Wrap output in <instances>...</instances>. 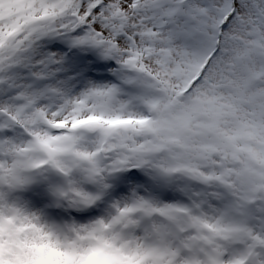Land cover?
I'll return each mask as SVG.
<instances>
[{
  "label": "snow or ice",
  "instance_id": "6c2138e0",
  "mask_svg": "<svg viewBox=\"0 0 264 264\" xmlns=\"http://www.w3.org/2000/svg\"><path fill=\"white\" fill-rule=\"evenodd\" d=\"M0 264H264V0H0Z\"/></svg>",
  "mask_w": 264,
  "mask_h": 264
}]
</instances>
